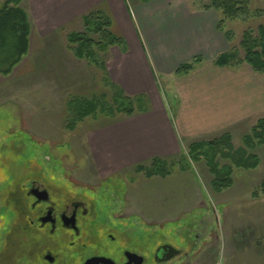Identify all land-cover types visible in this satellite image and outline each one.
Segmentation results:
<instances>
[{"label":"rangeland","instance_id":"rangeland-1","mask_svg":"<svg viewBox=\"0 0 264 264\" xmlns=\"http://www.w3.org/2000/svg\"><path fill=\"white\" fill-rule=\"evenodd\" d=\"M4 1L0 0V4ZM68 1H23L36 36L35 46L10 75H0V264L35 263L51 242L28 226L27 218L34 215L28 211L24 185L34 180L65 185V178L71 176L85 186L95 187V191H87L90 198L95 200L102 194L107 208L123 209V216L118 213L117 217L126 220H111L118 226H128L129 232L131 225L132 232L137 230L140 251H155L161 245L182 251L168 263L154 261L150 254L149 264H264V197L253 198V192L264 180V146L254 151L259 155L260 166L251 170L235 168L234 185L221 193L213 189L215 176L206 161L189 156V147L225 133L185 139L179 154L165 160L164 175L148 177L153 171L151 162L140 164L143 169L136 165L118 167L112 159L119 153L99 147L101 134L108 132H98L120 122L123 115L98 112L78 120V108L90 101L111 105L118 93L105 78L108 60L101 58L106 66L97 67L77 59L69 50L68 36L85 28L83 17L78 18L76 25L60 28L56 14ZM73 1H77L75 9L79 11L88 2ZM116 2L98 5L92 12L109 18L112 35L123 39L121 48L136 47L131 26L137 27L144 42L145 38L150 39L145 27L152 5L143 0H124L131 14V19L126 20L123 14L113 17L108 12ZM140 3L143 7L139 12ZM51 14L54 24H45ZM220 26L229 40V52H236L243 59L244 34L251 31L257 36L258 27L264 26V0H250L246 15ZM148 45L155 60V48L150 49L149 40ZM157 48L159 53L163 49ZM244 69L252 70L249 66ZM160 73L156 72L160 98L136 97L137 115L151 114L161 107L169 109L161 114H176L175 101L166 91L173 78L165 77L164 71ZM255 126L243 136L229 133L234 149L245 148L244 137ZM222 154H227L226 150ZM217 161L221 166L231 164L229 160ZM123 240L129 242L130 238Z\"/></svg>","mask_w":264,"mask_h":264},{"label":"crops","instance_id":"crops-1","mask_svg":"<svg viewBox=\"0 0 264 264\" xmlns=\"http://www.w3.org/2000/svg\"><path fill=\"white\" fill-rule=\"evenodd\" d=\"M112 1L117 2L108 12L113 17L123 14L130 20L124 0H88L81 11L75 9L77 1L69 0L56 14L57 22L60 28L70 23L76 25L78 18L88 15L94 7ZM198 1L204 2L197 6ZM142 3L137 5L139 12ZM146 4L152 5L145 27L150 39L145 38L144 42L137 27L131 26L136 47H112L105 59L108 60L105 78L127 97L146 96L156 100L161 96L156 89V72L164 71L165 77L173 78L166 91L175 101L176 114H161L169 111L161 107L151 114L123 115L120 122L100 130L98 134L108 133L101 134L99 147L116 150L119 154L112 162L122 168L152 163L155 159L165 162L179 154L185 139L227 132L243 136L248 128L264 118L263 75L214 64L221 54L229 52V40L219 29L221 13L203 7L209 0H151ZM49 18L45 24L53 23L52 14ZM152 23L161 24L163 28H156ZM31 38L29 54L35 46L33 32ZM148 40L150 49L155 48V60L146 47ZM157 46L163 47L160 53ZM196 58L203 61L194 71L183 77L175 75L181 65L192 63Z\"/></svg>","mask_w":264,"mask_h":264},{"label":"trees","instance_id":"trees-1","mask_svg":"<svg viewBox=\"0 0 264 264\" xmlns=\"http://www.w3.org/2000/svg\"><path fill=\"white\" fill-rule=\"evenodd\" d=\"M23 1L5 0L3 4H0L1 76L10 75L30 53L32 27L28 13L22 7ZM143 1L149 2L150 0ZM249 3L250 0H209V4L203 7L221 13L222 20L219 23V29L221 30L220 24L224 21L242 18L246 15ZM83 23L84 31L68 36L69 50L79 60L88 61L97 67L106 66L101 58L105 60L108 51L112 47L120 48L123 39L115 38L112 35L110 30L111 21L101 12H90L83 17ZM257 34V36H254L251 31L244 34L241 43L245 53L243 59H240L236 52H227L220 55L214 61V64L220 68L234 70L249 66L256 74L264 75V26L258 27ZM93 35L97 36L93 37ZM202 61V58H196L192 63L181 65L176 70L175 75L183 77L190 74ZM112 87L117 90L118 94L114 95L111 105L103 102L99 103L98 101L87 102L85 106L78 108L80 112L78 120L81 121L88 116L105 112L122 114L126 117L136 114L139 98L127 97L117 87L114 85ZM243 141L245 148L234 149L231 134L227 132L220 138L194 143L189 147V156L196 161L204 159L210 173L215 176L212 186L216 193H221L234 185L233 170L235 168L251 170L260 166L261 160L254 151L264 146V118L258 121L251 130V134L246 135ZM222 148H226L227 154H222V152H225ZM219 159L229 160L231 164L221 166L217 163ZM164 164V161L155 159L151 163L153 171L149 173L148 177L164 175L162 171L165 168ZM140 169H143V166ZM259 197H264V180L260 183L258 189L253 192V198Z\"/></svg>","mask_w":264,"mask_h":264},{"label":"flooded vegetation","instance_id":"flooded-vegetation-1","mask_svg":"<svg viewBox=\"0 0 264 264\" xmlns=\"http://www.w3.org/2000/svg\"><path fill=\"white\" fill-rule=\"evenodd\" d=\"M65 181V185H49L34 180L24 185L28 211L34 215L27 218L28 226L51 239L32 264H138L136 256L142 257V264H149L150 254L154 261L165 263L162 260L167 254L160 250L162 245L155 251H140L137 230L132 232L131 225L129 232L128 226L113 223V219L126 220L117 217L123 209L107 208L105 195L90 198L87 191L93 192L95 187L85 186L72 176ZM126 237L129 242L123 240Z\"/></svg>","mask_w":264,"mask_h":264},{"label":"water","instance_id":"water-1","mask_svg":"<svg viewBox=\"0 0 264 264\" xmlns=\"http://www.w3.org/2000/svg\"><path fill=\"white\" fill-rule=\"evenodd\" d=\"M160 250H163L167 254V257L164 260H162L163 262H170L175 257L179 256L181 253V251L177 250L175 247L170 245H164L163 247H161ZM136 257L138 258V264H142L143 263L142 257L140 256H136Z\"/></svg>","mask_w":264,"mask_h":264}]
</instances>
